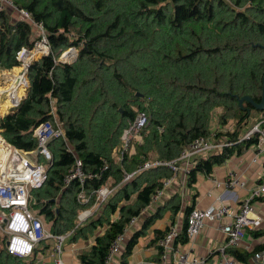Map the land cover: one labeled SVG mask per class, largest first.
<instances>
[{
    "label": "trees",
    "instance_id": "trees-1",
    "mask_svg": "<svg viewBox=\"0 0 264 264\" xmlns=\"http://www.w3.org/2000/svg\"><path fill=\"white\" fill-rule=\"evenodd\" d=\"M11 1L43 22L51 50L31 61L28 92L0 116V132L18 149L33 151L38 146L37 125L51 121L58 128V119L64 134L48 143V178L33 190V207L51 222L53 233L72 231V240L87 239L105 227L95 244L79 255L81 264H105L112 240L173 175L165 165L141 170L127 180L125 172L154 156L175 158L199 136L231 140L195 160L188 174L189 183H194L198 172L210 174L214 165L256 144L255 135L246 134L255 120L264 118V109L239 100L244 95L257 103L262 99L264 0ZM32 31L30 22L0 8V68L19 65L17 52L32 47ZM70 47L78 52L68 62L61 60ZM8 100L0 99L2 112ZM140 110L147 112L148 122L133 142L134 152H125L118 162L112 153ZM226 125L230 128L220 129ZM76 157L91 175L84 184L90 197L86 203L78 200V179L65 183ZM111 176L117 187L98 213L81 223L79 213L92 205L96 189ZM256 200L264 201V195ZM178 209L179 204L174 213ZM158 215L155 211L141 230L126 238L120 264H128L139 236ZM186 221L177 243L187 240ZM165 232H158L157 241ZM253 232L264 234L261 229ZM258 249L264 251V242ZM37 251L36 247L30 259L13 255L0 234V264H31ZM231 251L251 264L249 252Z\"/></svg>",
    "mask_w": 264,
    "mask_h": 264
},
{
    "label": "built area",
    "instance_id": "built-area-1",
    "mask_svg": "<svg viewBox=\"0 0 264 264\" xmlns=\"http://www.w3.org/2000/svg\"><path fill=\"white\" fill-rule=\"evenodd\" d=\"M11 7H14L17 10L20 19L28 21L31 24L33 23L42 32L41 39H35L32 47L24 46L17 52L19 64H21L22 61V53L30 56V62L21 67L22 71L18 85L24 89V93L19 97L14 96L10 98L11 106L14 107L21 103V100L29 89L30 83L27 78V73L31 61L36 55L47 54L51 49L46 35V29L41 20L34 19L33 15L25 9L17 8L12 1L10 4L9 0H0L1 9ZM37 44L40 45V48H37ZM74 53H70L69 57H72ZM67 58H65L64 61H69ZM10 74L11 73H8L9 78H11V76H9ZM12 88L13 87L2 91L6 97L9 96V92ZM2 92L0 93L1 96L3 95ZM52 110L54 114L55 107H53ZM55 122H57L58 128H56L51 121H45L41 122L34 129V135L38 139V146L31 152L36 155L35 159L33 158L31 160L28 157L25 159L23 157L24 152L28 151L18 149L7 141L3 145L9 150V152H14L18 155L20 163H12L10 166L8 164L7 167L5 164H0V234L4 237V245L7 251L19 257L31 256L35 248L43 241L51 240L49 248L51 256L54 258L53 264H66L62 254L65 240L70 236L72 231L53 233L51 229L45 225V221L33 207V203L35 202L33 190L42 187L48 178V162L44 163L42 161V158L48 161L52 157V152L48 143L52 137L64 134V129L60 126L57 118H55ZM147 122V112L145 110H140L135 119L124 128L121 134V144L114 150L115 154L113 153L112 155L118 162L122 159L123 154L131 149L133 142L141 134V131L146 126ZM252 135H255L257 138L256 154L253 159L256 161L258 156L264 152V126H261V123L255 124L246 134V136ZM232 143L231 140L217 138L214 135L211 137L199 136L185 144L177 157L163 159L154 156L145 161L133 172H125L124 180L130 179L139 171L155 165H165L172 169L173 175L164 179L162 185L157 187L151 196V203L149 205L156 204L158 200L164 196L165 189L170 186L180 170L188 175L197 158L205 156L212 151L221 150L224 146ZM39 148L40 151L37 155L36 151ZM39 156L42 158L39 159ZM89 174L90 173L86 172L81 158L76 157L70 172L65 178L66 184H69L73 179L79 180L81 191L78 194V200L81 203L88 202L90 198L84 191L86 179L91 176ZM243 184L244 183L240 181L238 177L231 175L225 181L226 191L232 193L234 191L232 187L242 186ZM113 190V187L107 186L106 184L97 188L95 201L90 207L80 212L79 221L85 220L92 216L95 211L99 210ZM263 195L264 180L257 184L250 193V196L243 198L240 201L236 210H233L230 205L225 203L205 208H191L186 221L187 237L193 238L198 235L206 221L221 220V228L227 236L225 249L224 247L220 248V251L223 253L221 264H240L239 260L233 255H227L225 251L226 248L236 247L247 231H256L261 228L263 220L257 212L255 203L257 201L256 198ZM139 216L140 215L133 216L122 232L112 240L105 257V264H109L119 253H121V245L124 242L127 227L133 225ZM180 231L181 228L178 227L177 224L171 223L166 232L159 237L158 245L161 249L162 260L167 261L169 259L170 252L173 249V242L180 234ZM259 256L261 257L260 264H264V253H260ZM203 261L204 258L189 256V254L185 252L180 255L178 264H201Z\"/></svg>",
    "mask_w": 264,
    "mask_h": 264
},
{
    "label": "crops",
    "instance_id": "crops-1",
    "mask_svg": "<svg viewBox=\"0 0 264 264\" xmlns=\"http://www.w3.org/2000/svg\"><path fill=\"white\" fill-rule=\"evenodd\" d=\"M0 99H3L4 101L9 99L8 101H10L9 96L6 98L0 97ZM11 108L12 106L9 102L8 107L2 114L5 115ZM256 118H258V114L257 112H254L253 120ZM263 120L264 118L261 120H255L252 123V126L257 123H261V126H264ZM6 141L7 139L0 132V164H10L8 162H12L14 164L15 161H19L18 155L11 153L9 156L10 158H8L11 161H7V159L4 158L7 152H9V150L3 146ZM255 154L256 144H253L250 147H244L242 148L241 153L235 152L223 163L214 165L210 174H205L201 171L198 172L194 183H189L188 175L180 170L170 186L165 189L164 196H162L156 204L145 206L136 222L127 227L125 239L121 245V251L124 248L126 238L129 239V237H131L136 231L141 230L144 223L148 219L153 218L152 215L155 211L159 212L158 217H154L153 221H151L145 229V232L141 233L139 236L131 254L128 257V264H178L180 255L185 252L188 253L189 256L204 258V261L201 264H221L223 253L220 251V248L224 247L225 249L227 243V236L221 228V220L206 221L199 234L193 238L187 237L186 242L177 243L174 241L173 249L170 252V257L167 261L161 259V249L157 241L159 236L158 232H165L167 226L171 223H175L178 227L184 229L187 216L193 207L205 208L225 203L230 205L233 210H236L240 201L243 198L250 196V193L257 186V184L264 180V152L258 156L256 161L253 160ZM23 157L25 159L28 157L32 160L33 158H36V155H34L31 151H28L24 152ZM38 158L41 159L42 157L39 156ZM18 163H20V161ZM231 175L238 177L244 184L242 186L232 187L234 191L229 193L226 191L225 181ZM110 179H113V177L111 176L108 179L106 185L108 183V185H110ZM124 203L125 201L121 202V204ZM177 204H179V209L176 213H174L173 210ZM255 205L257 212L263 220L260 229L264 230V201H256ZM119 214L120 212L117 210L114 216L118 217ZM41 217L43 220H46L44 215H41ZM90 217L81 221V223L86 222ZM104 230L105 227L99 232L96 231V233L89 237V239L72 240L70 234V236L65 240L62 254L66 264H81L79 255L84 252L83 249L86 251L93 244H95L96 235L103 233ZM263 242L264 234L257 235L253 231H247L240 243L234 248H226L225 253L227 255H233L236 258L231 250L237 249L242 252H249V262L251 264H260L261 257L259 255L260 253L263 254L264 251H260L258 248ZM49 243H51V240L43 241L39 246H37L38 251L31 264H38L39 262L36 260L41 261L40 264H53L54 258L51 256ZM30 257L31 256H29L28 259H30ZM109 264H120V253ZM240 264L246 263L240 261Z\"/></svg>",
    "mask_w": 264,
    "mask_h": 264
},
{
    "label": "rangeland",
    "instance_id": "rangeland-1",
    "mask_svg": "<svg viewBox=\"0 0 264 264\" xmlns=\"http://www.w3.org/2000/svg\"><path fill=\"white\" fill-rule=\"evenodd\" d=\"M9 3L11 4V1L9 0ZM15 5V4H14ZM10 9V11H11V15H13L14 16V18H16L17 17V19H20V16H19V13L17 12V10L14 8V7H11V8H9ZM32 27H33V31H32V34H33V38L34 39H36V40H40L41 39V34H42V32L32 23ZM37 48H40V45L39 44H37ZM73 48V49H72ZM75 49V50H74ZM78 52V49L76 48V47H70V48H68L67 50H65L61 55H60V59H65L66 58V56L68 55V54H70V53H74V52ZM75 54V53H74ZM73 54V55H74ZM72 57H68L67 59L70 61V60H72L71 59ZM21 59H22V61H21V64H19V65H16V66H14L13 68H10V70L8 69H2V68H0V93L2 92V91H4L5 89H9V88H11V87H13L11 90H10V92H9V97L10 98H12V97H19V96H21L23 93H24V89L21 87V86H19L18 85V81H19V77L21 76V71H22V68L21 67H23L24 66V64H26V63H29L30 62V56L28 55V54H25V53H22L21 54ZM68 62V61H67ZM8 73H11L9 76H11V78H9L8 77ZM27 78H28V80H29V83H30V79H29V75H28V73H27ZM3 93V92H2ZM0 97L1 98H5L6 97V95L3 93V95L1 96L0 95ZM10 101H11V99H10ZM5 111H3L2 112V110L0 109V116H2L3 114L2 113H4ZM59 117V116H58ZM230 127L229 126H222L220 129H222V130H226V129H229ZM214 134H210L209 135V137H211V136H213ZM138 139H140V135L138 136ZM137 139V140H138ZM134 146H132L131 147V149L130 150H132V152H134V148H133ZM2 149H3V151L5 152V150H4V148L2 147ZM11 153H14V152H7V154L5 155V157L4 158H6L7 159V161H11V160H9L8 158H10L9 156L11 155ZM114 154H115V152H113ZM113 153H112V155H113ZM14 154H16V153H14ZM17 155V154H16ZM4 160V159H3ZM42 161L44 162V163H47V160H45L44 158H42ZM8 163H10L9 164V166L12 164V162H8ZM6 165V167H7V165L8 164H5ZM3 167H5V166H3ZM110 185H108L107 184V186H110V187H112V183H113V179H110ZM115 188L117 187V186H114ZM101 207H102V205H101ZM101 207H100V209H101ZM34 208H35V206H34ZM37 209V208H36ZM99 209V210H100ZM98 213V210L96 211V213L95 214H97ZM94 214V215H95ZM93 215V216H94ZM44 221H45V225L47 226V227H50L51 228V222H49L47 219L45 220L44 219ZM101 230H103V228H99L97 231L99 232V231H101ZM91 236H93V235H91ZM78 239V238H77ZM89 239V238H88ZM76 240V239H75ZM83 251H85V249H83ZM37 262H39L38 264H40V262L41 261H38V260H36Z\"/></svg>",
    "mask_w": 264,
    "mask_h": 264
},
{
    "label": "water",
    "instance_id": "water-1",
    "mask_svg": "<svg viewBox=\"0 0 264 264\" xmlns=\"http://www.w3.org/2000/svg\"><path fill=\"white\" fill-rule=\"evenodd\" d=\"M69 57V54L66 56V58ZM62 60V59H61ZM263 93H262V99L259 103L255 102L251 96L249 95H244L243 97L240 98L239 102L240 104H242L243 100H248V101H251L253 104H255V106L258 108V109H264V76H263ZM39 151H40V148L37 149L36 153L37 155L39 154Z\"/></svg>",
    "mask_w": 264,
    "mask_h": 264
},
{
    "label": "bare ground",
    "instance_id": "bare-ground-1",
    "mask_svg": "<svg viewBox=\"0 0 264 264\" xmlns=\"http://www.w3.org/2000/svg\"><path fill=\"white\" fill-rule=\"evenodd\" d=\"M17 163H18V162H16V161H15V163H14V164H17Z\"/></svg>",
    "mask_w": 264,
    "mask_h": 264
}]
</instances>
